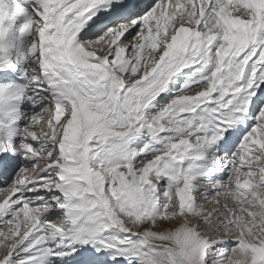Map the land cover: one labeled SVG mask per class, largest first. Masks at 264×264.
I'll return each mask as SVG.
<instances>
[{
  "label": "snow or ice",
  "instance_id": "obj_1",
  "mask_svg": "<svg viewBox=\"0 0 264 264\" xmlns=\"http://www.w3.org/2000/svg\"><path fill=\"white\" fill-rule=\"evenodd\" d=\"M0 264H264V0H0Z\"/></svg>",
  "mask_w": 264,
  "mask_h": 264
}]
</instances>
